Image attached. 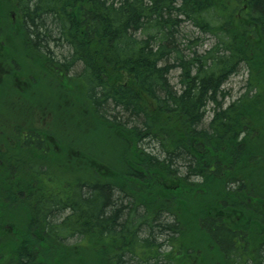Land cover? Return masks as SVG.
<instances>
[{
    "label": "trees",
    "instance_id": "obj_1",
    "mask_svg": "<svg viewBox=\"0 0 264 264\" xmlns=\"http://www.w3.org/2000/svg\"><path fill=\"white\" fill-rule=\"evenodd\" d=\"M10 1L3 39L119 157L0 128V264H264V0Z\"/></svg>",
    "mask_w": 264,
    "mask_h": 264
},
{
    "label": "rangeland",
    "instance_id": "obj_2",
    "mask_svg": "<svg viewBox=\"0 0 264 264\" xmlns=\"http://www.w3.org/2000/svg\"><path fill=\"white\" fill-rule=\"evenodd\" d=\"M10 2V0H1L2 10L4 12L6 10H10ZM14 22L15 19L13 18V15L10 14L8 17V23L11 24ZM183 27V31L187 34L188 38H202V43L198 47L200 52L205 51L213 45L214 38L212 36H202L189 23H185ZM8 49L10 56L5 53L8 55L4 56L5 61L12 58L13 46H9ZM14 51L17 53V55H15L17 61L20 64L23 61V65L21 64L20 69H18V79L15 81V90L18 93H13V95H11L10 93H5L6 90H1L0 128L5 127V129L8 130L7 132L11 131L9 129L12 125H14V127L15 125H18L24 129L43 128L51 135L56 134L59 137L55 136L59 147H61V143H63L60 142L61 138H64L65 140L68 136V140L66 139V141L72 139L75 145L84 148L85 151L89 152L93 156L103 157L108 160L117 159L119 156L114 148V145L107 142L104 135L100 138L99 136L88 133V131L85 130H83V134L80 132L78 133L76 122L73 124L68 123L67 119L69 116L66 114L67 111L70 109L75 110L74 108L78 109L81 107V101L77 91L71 90L73 88L71 86V88L66 87L63 91L60 90V86H57V82L52 80L50 75L49 77H44L42 75V71L36 70L31 57H25L20 45L17 46ZM32 73L35 74L34 79L30 76ZM178 76L179 71H174L170 76L174 85L178 84ZM248 79V71L246 68H243L237 75L228 80V82L224 85V89L228 93L226 98L227 104L235 101L245 92ZM70 91H75V93H70ZM64 102L66 103V107H64L66 112L62 111ZM207 116V121H210L212 113L210 112ZM77 150L78 148L75 147V149L71 150V152L75 154ZM82 176H84V174H81L80 178H82ZM82 259H85V257L83 256ZM85 264H91V258L86 256Z\"/></svg>",
    "mask_w": 264,
    "mask_h": 264
},
{
    "label": "flooded vegetation",
    "instance_id": "obj_3",
    "mask_svg": "<svg viewBox=\"0 0 264 264\" xmlns=\"http://www.w3.org/2000/svg\"><path fill=\"white\" fill-rule=\"evenodd\" d=\"M248 0H243L242 2V11L247 12L249 5L246 4ZM0 8H2L1 5V0H0ZM13 18H16L14 14ZM4 32L2 28H0V33ZM9 46H13V50L17 48L18 44L17 43H9L6 42L5 39H3L2 35L0 34V94L1 90H6L5 93L11 88H15V81H17L18 78V69H19V64L16 59L10 58L7 59L6 61L4 60V56L7 53L9 56ZM6 55V56H8ZM18 93V92H17ZM55 145V143H54ZM252 264V263H250Z\"/></svg>",
    "mask_w": 264,
    "mask_h": 264
}]
</instances>
